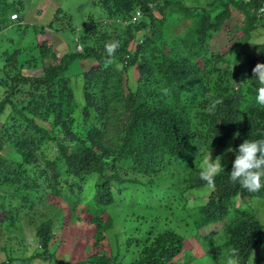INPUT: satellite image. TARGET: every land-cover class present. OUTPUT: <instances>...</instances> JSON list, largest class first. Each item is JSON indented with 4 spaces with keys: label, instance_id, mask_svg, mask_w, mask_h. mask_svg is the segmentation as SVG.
Here are the masks:
<instances>
[{
    "label": "trees",
    "instance_id": "16d2710c",
    "mask_svg": "<svg viewBox=\"0 0 264 264\" xmlns=\"http://www.w3.org/2000/svg\"><path fill=\"white\" fill-rule=\"evenodd\" d=\"M94 2L104 18L94 22L90 17L88 41L75 51L59 56L48 38L25 48L12 37L11 46L0 52L2 235L5 224L16 223L27 208L44 204L50 196L61 197L70 217L78 219L75 213L81 203L73 195L80 199L92 181V197L83 211L94 226L95 246L114 228L113 212L137 211L129 218L139 223L130 227L110 256L94 254L77 264H176L186 247V237L178 230L183 224L176 216L196 232L220 223L222 249L229 257L237 251L239 264H249L264 238V226L235 204L238 199L263 200L264 187L252 192L233 183L229 176L233 161L209 187L200 177L199 163L210 149L220 153L229 144L236 149L247 139H264V106L255 99L261 85L252 74L257 63H264V43H248L242 37L236 42L233 33L240 32L230 29L227 39L234 44L229 50L210 49V41L226 28L232 11L241 13L243 35L256 29L263 20L256 14L261 0H211L195 7L182 6L180 0ZM18 4L19 9L0 0V33L15 25L14 33L25 30L38 36L73 31L70 17L60 7L46 27L24 25L20 16L24 3ZM175 11L181 17L170 31ZM137 12L134 23L124 27L116 23ZM64 20L67 25L60 27ZM182 23L183 31L178 29ZM111 40H118L119 47L108 64L105 43ZM81 60L94 61L96 67L79 74L83 105L76 112L67 72ZM34 63L40 65L36 68L40 73L25 74L35 72ZM135 67L138 80L133 91L123 83V75ZM216 100L221 103L212 107ZM48 146L55 148L53 157L47 155ZM202 188H210L206 203L187 209L183 193ZM52 225V218L39 222L35 237L40 250L26 259L28 264L36 258L57 261L49 251ZM13 239L19 241L8 237Z\"/></svg>",
    "mask_w": 264,
    "mask_h": 264
},
{
    "label": "rangeland",
    "instance_id": "374dc122",
    "mask_svg": "<svg viewBox=\"0 0 264 264\" xmlns=\"http://www.w3.org/2000/svg\"><path fill=\"white\" fill-rule=\"evenodd\" d=\"M24 3V11L21 12L22 24L37 27H46L49 25L51 19L55 15V9L59 6L64 14L68 15L71 27L70 29H65L64 31L54 34L52 32H46L40 34L39 36L32 31L20 30L19 33H14L12 29L1 32L0 35V52L5 48L8 49L10 45V40L13 37L15 40L19 38V42L23 47L29 48L33 45L43 41L46 38L49 39V43L54 45L57 54L63 55L65 53L75 51L77 46H83L88 41V31L91 26L90 17L94 22L100 21L104 18V13L100 7L95 4L94 0H20ZM162 2L163 0H157ZM182 1V6L195 7L204 6L207 2L211 0H180ZM9 4H16L15 8L19 6V0H6ZM14 2V3H13ZM39 7H42L39 9ZM19 9V8H18ZM40 10V12H39ZM19 12V11H18ZM39 12V13H38ZM181 14L179 11L173 12L171 20L169 19L168 29L173 30L171 26L173 23L180 21ZM139 18L135 16L130 20L129 23H134V21ZM241 13L237 11H232V18L228 21L226 28L222 33L215 34L211 42V51L214 53L225 52L229 50V46L241 37L248 43L263 44L264 43V19L260 22V25L249 31L247 34H242V30H239L241 26ZM122 27L127 24H122L116 21ZM188 24V22H185ZM185 23L179 25L178 29L182 30L185 27ZM60 27H65L67 25L66 21L60 22ZM241 26V27H240ZM58 27V24H57ZM234 29L240 33H233V42H228L229 30ZM25 31L24 33H21ZM183 31V30H182ZM181 31V32H182ZM19 34V35H18ZM231 38V37H230ZM9 39V40H7ZM237 42V41H236ZM234 44V43H233ZM232 44V45H233ZM135 48V45H131V51ZM37 52L32 53L35 55ZM31 55V54H30ZM29 55V56H30ZM28 56V58H30ZM46 64V62H43ZM27 66V65H26ZM35 69L39 68L40 65L34 63ZM91 67H96L94 61L91 60H81L78 62H73L67 72L70 78V87L73 91L75 105L77 106V111L83 105L82 97V78L79 75L81 72L87 71ZM233 67H231V70ZM25 74L31 73L38 75L39 70L35 72H24ZM1 75V74H0ZM138 80V69L132 68L128 71L126 75H123V83L127 82L129 88L135 91L136 84ZM4 118V117H3ZM38 125L48 126L45 123L37 121ZM228 148H232L231 145H227L220 153H211L212 159L214 160L217 156H223L222 166L227 165L229 162L234 161L232 152H227ZM53 150L55 148L48 146L47 155L53 157ZM10 152H6L9 155ZM14 158V157H13ZM13 160H18L14 158ZM202 160L200 161L201 167ZM92 181L88 182L86 186L82 189L85 190L84 194L80 197H73L79 200L81 204L78 205L75 217H70L67 204L62 201L61 197H47L45 203L35 205L32 209H26V212L20 214L19 220L16 223H7L4 226V231L2 235V230H0V263L6 262L9 259V264H28L27 260L31 255L35 254L37 250H40L39 243L35 237L36 227L39 222L45 218L53 219V233L54 238L49 246V251L52 253L57 261L50 260L43 261L39 258L33 259L29 264H77L84 261L91 255H105L110 256L111 250L114 252V248L117 244H123L125 239V234L129 232L130 227H134L136 223L132 221L129 217L134 216L138 213L137 211L129 210H117L113 212L114 217V228L107 233L106 237L100 246L94 245V226L90 223L89 215L83 211V207L87 202L90 201L92 197V192L89 191L92 185ZM163 188L167 184H163ZM210 192V188H202L199 190H190L184 192L182 195V201L187 209H192L201 205H204L207 200V195ZM78 193V191H76ZM237 208L248 209L264 226V199H252L250 201L237 200L235 204ZM162 216H166L162 214ZM105 217V215H104ZM160 217V216H159ZM178 222L182 225L179 232L186 237L184 246V254L177 260L176 264H227L229 255L226 250L222 249L221 244L223 242V227L222 225L215 224L205 227L204 229L196 232L195 229H189L185 226V222L180 221L179 216H176ZM170 218L175 221L177 220L170 216ZM142 227V226H141ZM144 228V227H142ZM159 229L162 225L158 226ZM120 233V234H119ZM8 237H15L18 239L8 240ZM12 249V250H11ZM130 252L127 253L129 255ZM255 254V259H254ZM126 255V256H127ZM264 238L261 243L257 245L254 249L249 264H264ZM13 259V260H12ZM27 259V260H26ZM259 260V261H258ZM127 262V258L124 259V263ZM88 264V263H83Z\"/></svg>",
    "mask_w": 264,
    "mask_h": 264
},
{
    "label": "clouds",
    "instance_id": "9594fccd",
    "mask_svg": "<svg viewBox=\"0 0 264 264\" xmlns=\"http://www.w3.org/2000/svg\"><path fill=\"white\" fill-rule=\"evenodd\" d=\"M118 47V40H111L105 43V51L109 58L106 61L108 64L112 63L111 57L114 56ZM252 74L261 85L257 89V94L255 97L256 102L259 105L264 106V63H257L252 69ZM248 81L249 80L243 84H246ZM233 83L237 87L242 85L237 84L234 81ZM166 91L167 90H165V92ZM219 103H221L220 100L213 101L212 107H215V105ZM235 136L238 138L239 133L237 132ZM226 151L235 153V159L232 163L231 171L229 172L230 179L233 183L238 182L241 187L252 192L258 191L261 187H264V184H262V180H264V139H247L241 143L238 148H228ZM201 154L202 152L199 148L198 155ZM222 160L223 156H217L213 160L211 149L206 155L203 156L200 177L209 187L214 186L215 176L224 170V167L222 166ZM227 264H239V253L237 251L233 250V252L230 254Z\"/></svg>",
    "mask_w": 264,
    "mask_h": 264
},
{
    "label": "built area",
    "instance_id": "2783aa9c",
    "mask_svg": "<svg viewBox=\"0 0 264 264\" xmlns=\"http://www.w3.org/2000/svg\"><path fill=\"white\" fill-rule=\"evenodd\" d=\"M256 14H257V17H258V18H260V19L263 18V19H264V0H261V4H260V6H259L258 9H257ZM139 16H140V13L137 12V13H136V17H139ZM11 18L14 19V20L17 19L16 15H12ZM117 22H119V21L117 20ZM119 23L127 24V25L130 24V23L127 22V21H123V22H119ZM233 157H234V159H235V155H234Z\"/></svg>",
    "mask_w": 264,
    "mask_h": 264
},
{
    "label": "crops",
    "instance_id": "0c3cea01",
    "mask_svg": "<svg viewBox=\"0 0 264 264\" xmlns=\"http://www.w3.org/2000/svg\"><path fill=\"white\" fill-rule=\"evenodd\" d=\"M23 5H24V4H23ZM58 7H59V6H58ZM40 8H42V7H39V9H40ZM23 9H24V8H23ZM55 10H56V9H55ZM55 10H54V11H55ZM39 12H40V10H39ZM39 12H38V13H39ZM90 24H91V23H90ZM2 32H4V30H3ZM1 34H2V33H0V35H1ZM54 34H57V33H54Z\"/></svg>",
    "mask_w": 264,
    "mask_h": 264
}]
</instances>
